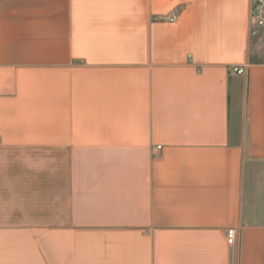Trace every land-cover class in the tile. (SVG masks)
Instances as JSON below:
<instances>
[{
  "label": "crops",
  "instance_id": "obj_1",
  "mask_svg": "<svg viewBox=\"0 0 264 264\" xmlns=\"http://www.w3.org/2000/svg\"><path fill=\"white\" fill-rule=\"evenodd\" d=\"M249 8L0 0V264H264Z\"/></svg>",
  "mask_w": 264,
  "mask_h": 264
},
{
  "label": "built area",
  "instance_id": "obj_2",
  "mask_svg": "<svg viewBox=\"0 0 264 264\" xmlns=\"http://www.w3.org/2000/svg\"><path fill=\"white\" fill-rule=\"evenodd\" d=\"M178 19L177 15H172L167 19V22L174 23ZM250 27L264 30V0H250L249 8ZM233 72L243 74L244 69L234 67ZM161 149V147H158ZM227 242L229 245H234L236 242V230L230 229L227 232Z\"/></svg>",
  "mask_w": 264,
  "mask_h": 264
}]
</instances>
